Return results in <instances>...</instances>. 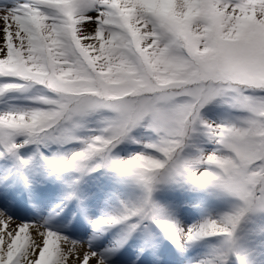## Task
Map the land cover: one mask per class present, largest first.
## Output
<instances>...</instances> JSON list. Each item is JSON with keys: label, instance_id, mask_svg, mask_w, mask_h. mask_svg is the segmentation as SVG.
I'll return each instance as SVG.
<instances>
[{"label": "snow or ice", "instance_id": "obj_1", "mask_svg": "<svg viewBox=\"0 0 264 264\" xmlns=\"http://www.w3.org/2000/svg\"><path fill=\"white\" fill-rule=\"evenodd\" d=\"M0 78L10 81L0 84V95L32 85L52 94L36 97L42 107L0 112V157L13 159L20 175L36 157L52 173L78 174L64 200L78 198L79 176L99 168L139 188L136 199L120 201L91 222L94 234L119 229L110 251L145 222L183 248L203 238H231L245 214L264 212V0H28L0 6ZM217 99L245 115L221 124L202 120L201 109ZM98 110L113 115L97 134L76 136L80 121ZM137 127L155 134L144 147L159 156L113 157L112 149ZM198 132L217 147L187 158ZM74 140L81 146L70 154L45 157L37 147L33 156L19 155L29 144ZM177 180L218 189L239 206L183 227L153 200L158 186ZM45 223L0 212V264H68L83 244L80 264H105L102 253Z\"/></svg>", "mask_w": 264, "mask_h": 264}, {"label": "rangeland", "instance_id": "obj_2", "mask_svg": "<svg viewBox=\"0 0 264 264\" xmlns=\"http://www.w3.org/2000/svg\"><path fill=\"white\" fill-rule=\"evenodd\" d=\"M27 2L28 0H0V6L11 7L14 4ZM92 14V12L89 13V15ZM6 82L10 81L0 78V84ZM41 95L51 96L52 94L40 85H32L24 92H7L0 95V112L42 107L36 100V97ZM112 115L107 110H98L91 113L80 121L83 127L75 130L74 134L81 138L97 134L99 129L104 126L103 122L105 119ZM244 115L245 113L230 107L229 103L222 99L212 101L200 111L201 119L211 124L235 122ZM20 139L22 138H18V141ZM155 139L153 132L144 127H137L129 133V138L122 140L121 143L112 149L111 155L116 158H128L135 153L146 152L158 157V153L144 147L145 144L151 143ZM80 146L78 140L62 146L55 144L47 146L29 144L19 149V155L23 158L33 156L37 147H39L40 153L45 157H51L54 153L66 155L78 150ZM216 147L206 134L198 132L193 135L189 146L185 149V156L191 159L199 152H211ZM20 171H22L23 175L18 172L13 159L0 157V195L5 194L9 199H6L7 201H11L14 205L21 208L20 218L6 216L17 221H46L44 226L52 231H56L52 229L55 225L62 229L66 228L69 232L68 234L56 232L71 240H83L82 243H87L89 248L91 247L90 239L95 237H89V233L86 232L77 234L75 226L80 224L79 219H82L81 223L87 226L96 219L83 218L81 212L84 211V208L79 202L87 198V196H91L94 193L97 194V198L85 209H91L95 212L99 211L100 217H102L116 207L120 201L134 200L140 195L139 188L126 178L115 171L99 168L94 172L79 176L78 183L75 185L78 198L64 200L65 193L70 190L69 186L72 185L78 174L74 172L52 173L51 169L39 157L34 158L27 168ZM31 193L50 195L52 199L47 202L44 200H39L38 202L29 201ZM153 200L165 209L168 217L175 222L178 221L179 216H172L171 212L178 206L197 210L199 213L196 219L202 220L204 218H218L224 212L238 207L240 203L236 198L218 189H199L183 180L168 182L158 186L153 193ZM26 207L29 208V211L24 212L23 210ZM50 208L57 211L52 214L53 210ZM67 209H71V213L65 216L64 213ZM44 211H50L51 213L43 214ZM37 215L41 216V218H38ZM75 215L78 216L77 219ZM69 216L71 220L67 219ZM52 219L55 220L54 224L51 223ZM191 220V218H188L186 227L191 225L189 223ZM145 225L132 233L128 237L127 242L115 248V250L110 251L113 248V241L117 238L118 228L109 234L110 240H106L103 244L98 242L95 244L96 250L93 248H90V250L98 254L102 253L105 264H129L132 263V260L137 264L147 263L148 253L146 250H142V242L146 244L148 249L152 246L160 245L164 257L168 256L172 249L169 246H175V243L155 224L145 222ZM158 231L161 233H158ZM226 240L229 242L226 243ZM107 243L109 244L107 245ZM178 248L179 256L184 258H175L173 264H194L195 261L202 260L199 255H203L204 259L210 258L211 256L205 254V251L209 249H212L214 255L216 254L215 250L221 255L218 264H264V212L256 211L245 214L231 238H226L223 235L203 238L183 248ZM82 250V254L87 251L86 244L82 245ZM134 250L138 251L137 253H142V255L135 256V259L131 260L130 257ZM78 261L76 264H80V259Z\"/></svg>", "mask_w": 264, "mask_h": 264}, {"label": "bare ground", "instance_id": "obj_3", "mask_svg": "<svg viewBox=\"0 0 264 264\" xmlns=\"http://www.w3.org/2000/svg\"><path fill=\"white\" fill-rule=\"evenodd\" d=\"M97 194H92L91 196H87V198L83 199L82 201L79 202V204H81V206L84 208V211H82V216L83 218H86V219H89L91 220L90 218H95V219H99L101 218L100 217V214H99V211L98 212H95L94 210H86L85 208L89 207L90 203L97 198ZM6 199H8V197L4 194V195H0V212L4 213L5 215H8V216H11V217H16V218H20L21 217V212H20V207L14 205L11 201H7ZM52 199V196L50 195H44V194H36V193H31L29 195V201H33V202H38L39 200H44V201H50ZM9 200V199H8ZM53 204H54V200L52 201ZM55 207V205H54ZM51 210H53L52 208H50ZM24 212L26 211H29V208L26 207L25 210H23ZM57 210L54 209L52 212V214H54V212H56ZM71 209H67L65 211V216H67L66 214H69L71 213L70 212ZM173 212H171L172 216H179V219L177 222H179L178 224L183 226V227H186L187 225V222H188V218H191L192 220L189 222L192 224L198 222V221H201V220H198L196 219V217L198 216V211L197 210H193L191 208H187V207H183V206H178L177 208H175L174 210H172ZM51 213L50 211L49 212H46L44 211L43 214H49ZM34 216L35 213H33ZM78 215V214H77ZM81 215V214H80ZM38 218H41V216L37 215ZM81 216V217H82ZM76 219L78 218V216H76ZM67 219L71 220L70 216L67 217ZM15 220V219H13ZM27 221V220H25ZM80 221V224H78L77 226H75V231L77 232V234H82L83 232H86V233H89L88 236H94L95 238H92L90 239V242H91V247L90 248H93L96 250V246L95 244L100 242L101 244L105 243L106 240H110V233L114 230H116V228L114 229H111L109 231H105L103 232L102 234L97 232L94 234L93 232V228H92V223L90 224L89 223V226L87 225H84L82 224V219H79ZM187 221V222H186ZM55 220L52 219L51 220V223L54 224ZM53 230H56V231H59L61 233H64V234H68L69 232L65 229H62V228H59L57 225L53 226L52 227ZM158 233H161L158 231ZM87 237V236H85ZM162 237V236H161ZM163 238V237H162ZM81 240V239H79ZM83 240L79 241V242H82ZM144 241V240H143ZM109 243H107L108 245ZM142 250H146L148 255H147V258H148V261L147 263L145 264H173V261L175 260V258H184L182 256H179V248L177 247V245L175 244V246H169V248H172L169 252V255L164 257L163 255V252L161 251V246L160 245H156V246H152L150 249L147 248L146 244L144 242H142V246H141ZM76 249H77V255L79 258H77V256H73V257H70L69 258V262L68 264H76L78 263L79 259H82V245H77L76 246ZM133 254L132 256L130 257L131 260L132 259H135V256H139V255H142V253H137L138 251L134 250L132 251ZM216 254L214 255L212 249H209L207 251H205V254H208L207 256H218V257H221V255L218 253L217 250H215ZM197 254V253H196ZM204 259L203 255H199V258ZM206 259V258H205ZM117 263V262H116ZM129 264H137L136 262H134V260H132V263H129Z\"/></svg>", "mask_w": 264, "mask_h": 264}]
</instances>
